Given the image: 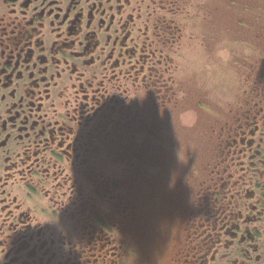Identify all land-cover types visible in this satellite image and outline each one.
<instances>
[{"label":"flooded vegetation","instance_id":"flooded-vegetation-1","mask_svg":"<svg viewBox=\"0 0 264 264\" xmlns=\"http://www.w3.org/2000/svg\"><path fill=\"white\" fill-rule=\"evenodd\" d=\"M0 264H264V0H0Z\"/></svg>","mask_w":264,"mask_h":264}]
</instances>
